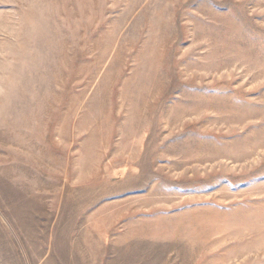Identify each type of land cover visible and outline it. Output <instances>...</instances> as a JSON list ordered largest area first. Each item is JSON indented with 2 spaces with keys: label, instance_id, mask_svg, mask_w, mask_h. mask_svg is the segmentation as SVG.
I'll list each match as a JSON object with an SVG mask.
<instances>
[{
  "label": "rangeland",
  "instance_id": "1",
  "mask_svg": "<svg viewBox=\"0 0 264 264\" xmlns=\"http://www.w3.org/2000/svg\"><path fill=\"white\" fill-rule=\"evenodd\" d=\"M0 264H264V0H0Z\"/></svg>",
  "mask_w": 264,
  "mask_h": 264
}]
</instances>
